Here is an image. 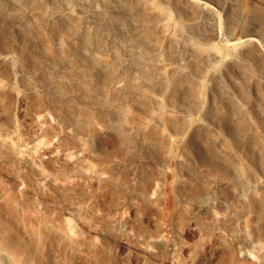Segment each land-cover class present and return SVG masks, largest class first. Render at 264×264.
I'll list each match as a JSON object with an SVG mask.
<instances>
[{"label": "rangeland", "instance_id": "1", "mask_svg": "<svg viewBox=\"0 0 264 264\" xmlns=\"http://www.w3.org/2000/svg\"><path fill=\"white\" fill-rule=\"evenodd\" d=\"M0 264H264V0H0Z\"/></svg>", "mask_w": 264, "mask_h": 264}, {"label": "bare ground", "instance_id": "2", "mask_svg": "<svg viewBox=\"0 0 264 264\" xmlns=\"http://www.w3.org/2000/svg\"><path fill=\"white\" fill-rule=\"evenodd\" d=\"M243 192H245V190L242 189L241 193ZM252 246H253L252 242L247 237H243L238 244V251L242 256L249 257L252 250ZM138 249L141 250L142 252H148L149 245L148 243H144L138 246Z\"/></svg>", "mask_w": 264, "mask_h": 264}]
</instances>
